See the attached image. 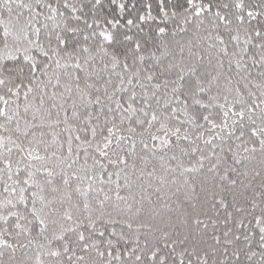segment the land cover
Instances as JSON below:
<instances>
[{
  "label": "snow or ice",
  "instance_id": "obj_1",
  "mask_svg": "<svg viewBox=\"0 0 264 264\" xmlns=\"http://www.w3.org/2000/svg\"><path fill=\"white\" fill-rule=\"evenodd\" d=\"M0 264H264V0H0Z\"/></svg>",
  "mask_w": 264,
  "mask_h": 264
}]
</instances>
